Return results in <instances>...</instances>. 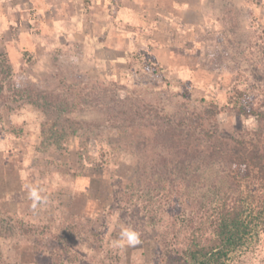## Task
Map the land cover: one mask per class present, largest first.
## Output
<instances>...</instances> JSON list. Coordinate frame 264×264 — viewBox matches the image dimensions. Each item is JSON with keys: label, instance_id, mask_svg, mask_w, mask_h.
Masks as SVG:
<instances>
[{"label": "rangeland", "instance_id": "374dc122", "mask_svg": "<svg viewBox=\"0 0 264 264\" xmlns=\"http://www.w3.org/2000/svg\"><path fill=\"white\" fill-rule=\"evenodd\" d=\"M235 84L264 99V0H0V264L79 263L98 245L155 264L170 241L155 215L182 224L224 167L190 184L173 170L177 200L129 211L144 138L78 93L188 119L215 103L221 135L248 136L259 122L229 106ZM243 264H264V243Z\"/></svg>", "mask_w": 264, "mask_h": 264}, {"label": "trees", "instance_id": "16d2710c", "mask_svg": "<svg viewBox=\"0 0 264 264\" xmlns=\"http://www.w3.org/2000/svg\"><path fill=\"white\" fill-rule=\"evenodd\" d=\"M238 86L232 87L235 93L230 97L229 106L240 115L256 117L259 122L258 131L241 137L221 135L215 103L206 116L193 115L188 119L184 114L160 115L149 106L145 109L144 105L131 101L116 111L114 104L104 107L105 93L99 90L78 93L79 102L100 105L109 120L124 123L126 129L144 138L137 149L142 152L143 170H150L145 178L141 176V186L146 185V191L138 189L141 193L135 200L134 190L127 195L125 205L129 206V211L150 207L154 212L157 207L170 204L175 194L180 195L174 191L177 189L172 180L173 170L189 172L190 184L203 169L216 163L224 167L223 174L212 179L201 208L192 210L182 224L171 222L168 225L162 211L155 215L161 222L153 219L154 230L164 229L170 238L167 251L157 256L155 264H243L245 257L263 247L264 99L257 100L254 93ZM66 104L69 107L68 102ZM147 117L149 119L145 120ZM101 238L95 237L99 242ZM98 248L99 254H83L79 263L73 256L63 263L64 253L51 256V260L56 264H120L118 259L124 258L116 245H98Z\"/></svg>", "mask_w": 264, "mask_h": 264}, {"label": "clouds", "instance_id": "9594fccd", "mask_svg": "<svg viewBox=\"0 0 264 264\" xmlns=\"http://www.w3.org/2000/svg\"><path fill=\"white\" fill-rule=\"evenodd\" d=\"M123 238H126L129 243H138L137 234L130 229H124L121 233Z\"/></svg>", "mask_w": 264, "mask_h": 264}]
</instances>
